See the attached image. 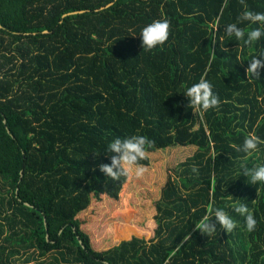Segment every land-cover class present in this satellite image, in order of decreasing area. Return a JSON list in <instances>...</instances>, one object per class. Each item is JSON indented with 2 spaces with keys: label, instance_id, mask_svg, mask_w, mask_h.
Listing matches in <instances>:
<instances>
[{
  "label": "trees",
  "instance_id": "trees-1",
  "mask_svg": "<svg viewBox=\"0 0 264 264\" xmlns=\"http://www.w3.org/2000/svg\"><path fill=\"white\" fill-rule=\"evenodd\" d=\"M245 10L264 0H0V264H264V183L241 175L264 163V72L245 71L264 38L224 32ZM158 19L169 38L143 50ZM201 77L219 104L194 112ZM133 134L146 171L107 178V144ZM210 207L237 227L197 230Z\"/></svg>",
  "mask_w": 264,
  "mask_h": 264
},
{
  "label": "clouds",
  "instance_id": "clouds-1",
  "mask_svg": "<svg viewBox=\"0 0 264 264\" xmlns=\"http://www.w3.org/2000/svg\"><path fill=\"white\" fill-rule=\"evenodd\" d=\"M241 21H247L251 27L245 30L240 27ZM224 32L229 37H234L237 41H243L246 46H252L264 38V12H255L245 10L236 23L226 25ZM170 22L166 19L154 20L140 29L139 36L143 50L151 51L158 46L163 45L169 38ZM213 44L217 40H211ZM248 66L245 69L247 77L259 80L264 72V51L247 60ZM183 95L187 98V107L195 112L196 109L209 110L219 104V97L213 90V85L207 79L201 77L196 83L191 84ZM260 143L259 137L249 134L245 137L239 151L251 155L258 148ZM153 142L145 135L133 134L125 137H116L111 140L103 153H105L110 162L98 165L99 171L108 178L117 180L120 177H127L133 172L136 176L144 174L146 169L139 164V161L146 157L147 151L152 147ZM193 172L197 171L193 167ZM241 175L247 177L253 185L264 183V163L243 165ZM234 211L244 218V224L248 232H253L257 226V220L249 210L246 204H239ZM219 225L227 233H231L236 227V221L222 208H209V211L195 225V228L202 233H213Z\"/></svg>",
  "mask_w": 264,
  "mask_h": 264
},
{
  "label": "rangeland",
  "instance_id": "rangeland-1",
  "mask_svg": "<svg viewBox=\"0 0 264 264\" xmlns=\"http://www.w3.org/2000/svg\"><path fill=\"white\" fill-rule=\"evenodd\" d=\"M150 157V160H151V164H152V156H149ZM153 166V165H152ZM150 190H151V188H150ZM152 204L151 205H149V209L151 210L152 209ZM146 212V211H145ZM148 212H146V214H147ZM143 218H145L144 216H142ZM116 223V222H115ZM128 223H130V221L128 220ZM128 227L131 229V230H133V229H135V230H138V225H134L133 223H131V225L130 224H128Z\"/></svg>",
  "mask_w": 264,
  "mask_h": 264
}]
</instances>
